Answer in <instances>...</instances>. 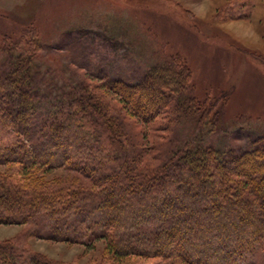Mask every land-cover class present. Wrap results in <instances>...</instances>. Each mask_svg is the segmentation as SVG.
<instances>
[{
	"label": "trees",
	"instance_id": "obj_1",
	"mask_svg": "<svg viewBox=\"0 0 264 264\" xmlns=\"http://www.w3.org/2000/svg\"><path fill=\"white\" fill-rule=\"evenodd\" d=\"M31 34L30 44L21 31L0 35V224L38 222L44 239L102 242L114 264L264 257V134L227 146L194 136L160 159L147 147L161 118L214 134L227 92L197 97L179 53L137 79L83 70L55 92L35 70L39 32ZM56 170L67 176H50ZM0 264L74 263L4 240Z\"/></svg>",
	"mask_w": 264,
	"mask_h": 264
},
{
	"label": "rangeland",
	"instance_id": "obj_2",
	"mask_svg": "<svg viewBox=\"0 0 264 264\" xmlns=\"http://www.w3.org/2000/svg\"><path fill=\"white\" fill-rule=\"evenodd\" d=\"M20 31L29 44L32 31L39 32L35 70L55 92L87 69L137 79L171 53L190 66L197 97L215 100L227 92L223 106L218 100L223 116L214 134H201L191 119L172 127L163 118L151 124L147 147L159 159L194 136L227 146L264 134V0H0V35ZM129 123L143 143L138 124ZM41 233L38 222L0 224V241L31 252L74 264H114L102 242L87 248ZM238 264H264V257L246 256Z\"/></svg>",
	"mask_w": 264,
	"mask_h": 264
}]
</instances>
